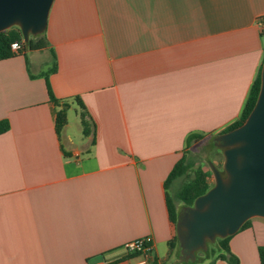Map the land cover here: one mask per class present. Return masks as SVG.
Instances as JSON below:
<instances>
[{"label":"crops","instance_id":"0c3cea01","mask_svg":"<svg viewBox=\"0 0 264 264\" xmlns=\"http://www.w3.org/2000/svg\"><path fill=\"white\" fill-rule=\"evenodd\" d=\"M263 14L264 0H54L48 45L0 59V264H130L123 244L145 236L159 264H183L165 180L190 134L241 117L264 62ZM229 246L261 264L264 218Z\"/></svg>","mask_w":264,"mask_h":264},{"label":"water","instance_id":"95a60500","mask_svg":"<svg viewBox=\"0 0 264 264\" xmlns=\"http://www.w3.org/2000/svg\"><path fill=\"white\" fill-rule=\"evenodd\" d=\"M54 0H0V32L19 26L28 45L42 34ZM223 148L227 176L214 169L216 182L185 207L177 223L182 260H194L196 251L217 237L235 234L253 217L264 218V62L261 87L246 121L216 137Z\"/></svg>","mask_w":264,"mask_h":264},{"label":"trees","instance_id":"16d2710c","mask_svg":"<svg viewBox=\"0 0 264 264\" xmlns=\"http://www.w3.org/2000/svg\"><path fill=\"white\" fill-rule=\"evenodd\" d=\"M34 37V38H33ZM23 38L22 31L19 26H12L9 29H6L0 32V59H5L14 55L11 51V43L15 40H21ZM27 45V44H26ZM48 45V42L45 38L44 33L39 34L36 36H31L28 42V47L33 50L43 49ZM54 55V54H53ZM56 58V57H55ZM56 61L54 62V66L51 71L56 70ZM262 68V66H261ZM261 68L259 73L251 87L250 94L246 101L245 107L241 114V117L229 125L225 130L221 133L230 131L240 125H242L246 119L248 118L249 114L251 113L252 109L254 108L260 87H261ZM48 78V73L46 75ZM50 96L53 101L58 103V100L54 97L52 92L50 91ZM80 101V100H79ZM80 105L83 104L80 102ZM84 107V106H83ZM82 125H83V132L84 134H88L89 130V122L86 120V115L84 111L81 113ZM67 123V110L66 108H62L57 113V129L60 130L65 124ZM10 125L7 120L0 121V134L6 132L9 129ZM203 135L198 133L190 134L187 139V146L189 147L192 142L196 139H202ZM218 145V142H216ZM195 166L194 159L189 155V153H185L183 157L174 165L173 169L169 173L168 177L165 180V186L168 188L175 180L180 177L186 176L189 174L190 170L194 169V177L189 179L185 182L175 194V200L171 199L170 196H167V206L169 211V218L171 222L177 225L181 210L179 209V204L182 203V207L185 208L187 206H193L194 201L200 195L205 194L212 185L209 183V172L205 171L202 167ZM182 208V209H183ZM250 224V219L247 220L241 229L248 227ZM231 235L226 236L224 238H219L217 241V246L223 250L216 258L212 259L209 262H205V259L200 258L196 255L195 259L193 260L192 264H216L217 260H224L228 264H239L240 260L237 255H235L229 246ZM171 249L175 247H179V240L178 237L175 236L173 240L169 242ZM259 259L260 263L264 264V246H259L258 248ZM181 259V258H180ZM182 260V259H181ZM183 264H189L188 261L182 260ZM154 264H159L157 259L155 260Z\"/></svg>","mask_w":264,"mask_h":264},{"label":"rangeland","instance_id":"374dc122","mask_svg":"<svg viewBox=\"0 0 264 264\" xmlns=\"http://www.w3.org/2000/svg\"><path fill=\"white\" fill-rule=\"evenodd\" d=\"M43 34V33H42ZM34 38V37H33ZM218 135H214L210 138H204V139H199V140H194L192 144L189 146L188 152L190 153L189 155L194 159L195 161V166H200L206 171L209 172L210 174V184L214 186L216 182L215 178V172L214 169L219 170L224 177L227 176L224 164H225V156L223 152V148L219 147L216 142V137ZM194 169H191L189 174L183 177L178 178L175 180L170 186H169V196L171 199L175 200V194L176 191L189 179L194 177ZM182 203L179 204V209L182 211ZM220 237H217L216 239L219 240ZM216 241V240H215ZM209 248H215V245L212 243V241L207 242V247L198 249L196 251V255L199 254L200 258L205 259V255L209 254V252L205 253V250ZM160 256L161 258L165 257V248H160ZM176 259H168L165 263L166 264H177L175 262ZM189 264H192V260H188Z\"/></svg>","mask_w":264,"mask_h":264},{"label":"built area","instance_id":"2783aa9c","mask_svg":"<svg viewBox=\"0 0 264 264\" xmlns=\"http://www.w3.org/2000/svg\"><path fill=\"white\" fill-rule=\"evenodd\" d=\"M259 24L264 27V14L259 18ZM25 41L15 40L11 43V51L14 54L20 53L25 47ZM123 249L132 256L130 264H154L156 260V248L151 236H145L127 241Z\"/></svg>","mask_w":264,"mask_h":264}]
</instances>
